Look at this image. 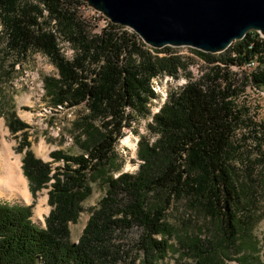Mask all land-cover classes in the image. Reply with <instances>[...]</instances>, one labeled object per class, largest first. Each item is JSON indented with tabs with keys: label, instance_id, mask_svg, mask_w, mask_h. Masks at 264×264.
Returning a JSON list of instances; mask_svg holds the SVG:
<instances>
[{
	"label": "trees",
	"instance_id": "trees-1",
	"mask_svg": "<svg viewBox=\"0 0 264 264\" xmlns=\"http://www.w3.org/2000/svg\"><path fill=\"white\" fill-rule=\"evenodd\" d=\"M85 8L79 0H0V81L33 55L46 57L56 69V77L44 79L50 102L84 106L73 125L86 136V153H51L63 162L55 169L25 151L22 169L30 191L49 187L51 209L40 226L31 219L32 205L0 202V264H156L168 240L154 235L175 230L165 210L182 198L218 221L226 240L247 235L256 192L236 163H252L250 140L254 162L264 164V117L246 98L247 89L264 91V39L249 32L214 55L153 49L123 26L106 22L100 28ZM193 58L204 63L196 77L188 70ZM181 76L184 84L169 89L152 113L158 98L152 81ZM138 117H151L147 126L154 138L140 136L137 170L107 174L108 168L119 169L114 145ZM27 126L15 116L8 121L12 133ZM22 134L20 149L29 145ZM98 174H107L105 194L73 242L68 224L78 220L92 193L89 175ZM133 226L141 229L135 254L118 240ZM191 243L183 254L196 264H225L218 249Z\"/></svg>",
	"mask_w": 264,
	"mask_h": 264
},
{
	"label": "rangeland",
	"instance_id": "rangeland-1",
	"mask_svg": "<svg viewBox=\"0 0 264 264\" xmlns=\"http://www.w3.org/2000/svg\"><path fill=\"white\" fill-rule=\"evenodd\" d=\"M97 19V25H101L102 19ZM180 52L190 54L187 49H181ZM193 60V64L189 65L188 70L192 77H196L204 63L196 58ZM14 70L10 78H2L0 81V170L5 169L2 153L5 142L10 145L11 151L19 156L22 172V159L28 149L37 158L50 162L54 169L62 167L63 162L62 160L55 161L51 157L53 151L62 150L71 155L86 153L84 150L86 136L79 133L73 125L76 114L80 111L83 112L84 106L81 105L74 109L53 106L50 102V95L47 94L44 87L45 78L56 77L54 65L46 57L35 54L21 66L15 67ZM184 80L185 78L181 76L178 80L164 77L152 81L151 86L158 94V98L152 102V113L162 104L168 90L178 88L184 84ZM246 98L253 106L258 105L259 116L264 117V91L262 94H257L247 89ZM13 116L24 121L28 126L24 130L12 133L8 127V121ZM150 122L151 117H138L132 122L131 127L124 128L123 135L114 145L117 156L115 163L120 165L119 169L108 168L107 174L114 173V176H117L123 172L133 173L137 170L140 162L137 156L140 136H145L149 140L154 138V134L149 131L147 126ZM23 131L27 135L29 145L20 149ZM128 138L131 145L125 143ZM42 143L46 153L44 156L38 152L39 145ZM246 144L247 150H250L248 158L252 163L249 161L246 164L237 162L236 167L243 176L246 186L249 187L251 184L256 192L255 202L249 207V211L254 217L249 226V233L246 235L239 232L234 239L226 240L219 228L218 221L207 218L190 203L188 198H182L173 202L165 210V221L170 223L175 230L170 236L154 235L157 239L162 240L166 237L168 240L166 254L156 264H196L193 256L183 254V249H188L192 240L204 244L206 249H218L217 254L221 258L224 257L225 264H264V164L254 162L256 153L252 149V141L249 140ZM12 160L11 156L10 161ZM106 175L98 174L92 177L89 175L92 193L83 203V210L78 220L68 224L70 239L73 242H77L80 237L90 216V209L95 207L105 194L104 179ZM24 177L26 178L25 175ZM26 180L30 191L28 179L26 178ZM48 189L49 187L42 188L35 195L30 191L31 199L28 203L15 197L3 195L0 196V202L32 205V221L44 226L45 217L51 209L47 201ZM38 212L43 218V223L37 218ZM140 233V227L133 226L131 229L120 232L119 236L123 235L121 238L118 237V240L121 242V246H124L125 249H132V254H135L138 252L136 241ZM136 264H140V260H137Z\"/></svg>",
	"mask_w": 264,
	"mask_h": 264
},
{
	"label": "water",
	"instance_id": "water-1",
	"mask_svg": "<svg viewBox=\"0 0 264 264\" xmlns=\"http://www.w3.org/2000/svg\"><path fill=\"white\" fill-rule=\"evenodd\" d=\"M153 49L220 54L249 32L264 39V0H79Z\"/></svg>",
	"mask_w": 264,
	"mask_h": 264
},
{
	"label": "bare ground",
	"instance_id": "bare-ground-1",
	"mask_svg": "<svg viewBox=\"0 0 264 264\" xmlns=\"http://www.w3.org/2000/svg\"><path fill=\"white\" fill-rule=\"evenodd\" d=\"M125 143L131 145L130 139H126ZM38 152L43 156L46 154L43 143L39 145ZM2 153L5 169L3 171L0 170V196L15 197L28 203L31 199V193L29 191L27 180L21 170L19 156L11 151L10 145L6 142ZM11 156L13 157L12 161H10ZM37 218L43 223V218L40 212H38Z\"/></svg>",
	"mask_w": 264,
	"mask_h": 264
},
{
	"label": "built area",
	"instance_id": "built-area-1",
	"mask_svg": "<svg viewBox=\"0 0 264 264\" xmlns=\"http://www.w3.org/2000/svg\"><path fill=\"white\" fill-rule=\"evenodd\" d=\"M85 11L88 12V13L93 14V15H94L95 17H97V18H101V19H102V24H101V25H98L100 28H103V27L105 26V23L108 22L105 18L102 17V15H101L100 13L91 10V9H90L89 7H87V6H86V8H85ZM63 49H64V48H63ZM70 54H71V51H70V50H68L67 52H65V55H66L67 57H69ZM246 67H247V68H250V64H248ZM166 78H167V77H166ZM170 79H171V78H170ZM183 83H184V82H183ZM261 94H262V92H261Z\"/></svg>",
	"mask_w": 264,
	"mask_h": 264
}]
</instances>
